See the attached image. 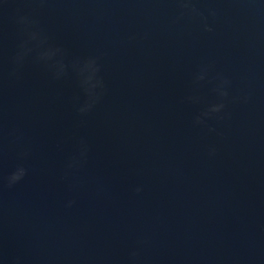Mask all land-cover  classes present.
Returning a JSON list of instances; mask_svg holds the SVG:
<instances>
[{"label":"water","instance_id":"95a60500","mask_svg":"<svg viewBox=\"0 0 264 264\" xmlns=\"http://www.w3.org/2000/svg\"><path fill=\"white\" fill-rule=\"evenodd\" d=\"M0 264H264V0H0Z\"/></svg>","mask_w":264,"mask_h":264}]
</instances>
